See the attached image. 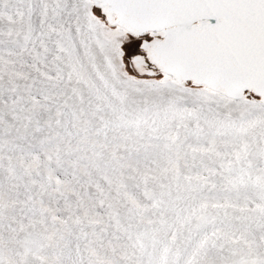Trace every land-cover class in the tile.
Segmentation results:
<instances>
[{
    "label": "snow or ice",
    "instance_id": "obj_1",
    "mask_svg": "<svg viewBox=\"0 0 264 264\" xmlns=\"http://www.w3.org/2000/svg\"><path fill=\"white\" fill-rule=\"evenodd\" d=\"M0 264H264V0H0Z\"/></svg>",
    "mask_w": 264,
    "mask_h": 264
}]
</instances>
